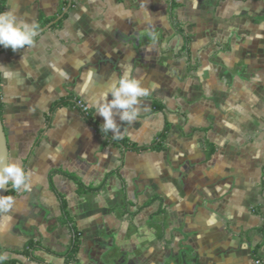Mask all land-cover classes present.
<instances>
[{
    "label": "crops",
    "instance_id": "0c3cea01",
    "mask_svg": "<svg viewBox=\"0 0 264 264\" xmlns=\"http://www.w3.org/2000/svg\"><path fill=\"white\" fill-rule=\"evenodd\" d=\"M9 9L59 19L34 49L0 50L17 71L0 74L8 159L34 173L31 193L8 194L2 264H264V0H2ZM125 66L150 95L116 138L93 101Z\"/></svg>",
    "mask_w": 264,
    "mask_h": 264
},
{
    "label": "clouds",
    "instance_id": "9594fccd",
    "mask_svg": "<svg viewBox=\"0 0 264 264\" xmlns=\"http://www.w3.org/2000/svg\"><path fill=\"white\" fill-rule=\"evenodd\" d=\"M40 35V25L35 19L20 15L18 10L9 9L0 12V46L13 52H26L34 49L37 37ZM153 39L155 36L153 35ZM25 56L22 57V63ZM130 66L121 69L106 83L93 101L96 113L103 117V133L112 132L119 138L120 124H134L140 115L143 98L150 95V86L143 83L138 74H134ZM0 74L7 81H13L17 71L0 65ZM109 96L112 97L109 100ZM117 116L121 123H117ZM34 173L26 170L23 164L15 158L0 163V191L11 190L15 193H31L33 191ZM16 204L14 195H0V234L11 231ZM7 254L0 255V264L6 260Z\"/></svg>",
    "mask_w": 264,
    "mask_h": 264
},
{
    "label": "trees",
    "instance_id": "16d2710c",
    "mask_svg": "<svg viewBox=\"0 0 264 264\" xmlns=\"http://www.w3.org/2000/svg\"><path fill=\"white\" fill-rule=\"evenodd\" d=\"M1 4H2V0L0 1V9H1ZM52 19L53 18H50V19H47V20L41 22L40 28H42L44 25H46ZM0 47H2V46H0ZM162 137H163V135H162ZM156 147L157 148H161L158 145V143H157ZM71 177H73V176H71ZM76 181H77V184L79 185V190H81V191H93L94 190L92 188L85 187L80 181H78V180H76ZM10 192H12V190L9 189V191H7L6 195H8ZM62 210H63V215H66V205H65L64 201L62 202ZM78 245H79V237H78V234L75 233L74 237H73V242H72L71 248H70V250H69V252L67 254V261H71V260L74 259L75 254H76L77 249H78ZM26 246H27V249H29L32 246V242L28 241ZM23 252H24V250H23ZM255 252H256V250L254 249L253 253H255Z\"/></svg>",
    "mask_w": 264,
    "mask_h": 264
},
{
    "label": "water",
    "instance_id": "95a60500",
    "mask_svg": "<svg viewBox=\"0 0 264 264\" xmlns=\"http://www.w3.org/2000/svg\"><path fill=\"white\" fill-rule=\"evenodd\" d=\"M1 1V0H0ZM59 18H56L54 21L48 23L45 25L42 29L48 28L51 26L54 22H56ZM3 47V46H2ZM0 47V50L2 49ZM8 160V146H7V139L4 131V127L0 118V163L6 162ZM10 189V186H9ZM7 191H0V195H6ZM263 262H264V256H263Z\"/></svg>",
    "mask_w": 264,
    "mask_h": 264
},
{
    "label": "built area",
    "instance_id": "2783aa9c",
    "mask_svg": "<svg viewBox=\"0 0 264 264\" xmlns=\"http://www.w3.org/2000/svg\"><path fill=\"white\" fill-rule=\"evenodd\" d=\"M79 105L81 106L82 110H86L87 109L85 106H83L82 104H80V102H79Z\"/></svg>",
    "mask_w": 264,
    "mask_h": 264
}]
</instances>
